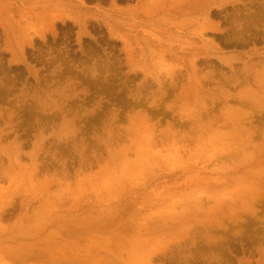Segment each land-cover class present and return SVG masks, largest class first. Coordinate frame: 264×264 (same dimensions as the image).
I'll use <instances>...</instances> for the list:
<instances>
[{"label": "rangeland", "instance_id": "1", "mask_svg": "<svg viewBox=\"0 0 264 264\" xmlns=\"http://www.w3.org/2000/svg\"><path fill=\"white\" fill-rule=\"evenodd\" d=\"M0 264H264V0H0Z\"/></svg>", "mask_w": 264, "mask_h": 264}]
</instances>
